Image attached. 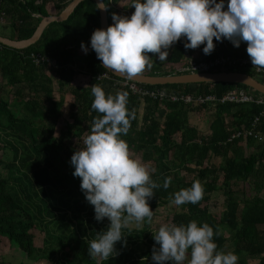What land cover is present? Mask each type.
I'll use <instances>...</instances> for the list:
<instances>
[{"label":"trees","instance_id":"16d2710c","mask_svg":"<svg viewBox=\"0 0 264 264\" xmlns=\"http://www.w3.org/2000/svg\"><path fill=\"white\" fill-rule=\"evenodd\" d=\"M73 1L0 0V16L8 22L10 31L7 34L0 31V36L28 40L45 18L60 16ZM102 1L111 25L112 14L117 13L115 6L120 0ZM227 2L225 0V6ZM51 5L58 14L50 12ZM134 10L132 7L128 13L125 8L123 15L130 16ZM97 28H101L99 8L94 1L87 0L67 21L52 23L37 44L23 50L0 44V141L13 154L11 162L0 160L6 171L5 176L0 175V242L7 239L32 261L154 264L151 255L156 242L153 235L150 236L154 216L151 224L145 218L142 229H122L126 246L123 241L117 242L115 247L119 255L99 261L98 257L93 259L88 254L89 241L95 239L98 232L106 231L110 222L107 218L101 222L94 218V208L80 189L81 181L69 175L73 168L70 160L76 150L84 147L83 141L90 134L94 120L102 115L91 108L92 85L101 86L107 93L109 89L105 87L109 85L116 92H128L127 108L135 112L129 132L121 134V138L139 159L156 169L151 179L160 187L153 190L154 197L149 201L153 213L157 207L170 204V197L174 198L176 192L190 188L199 180L204 188L203 198L197 204H183L182 210L174 213L172 223L187 225L192 220H196L198 226L207 223L214 230L213 241L218 251L235 253L238 264H248L247 258L264 264V105L257 103L259 99L264 100V96L246 86L226 83L139 84L150 91L192 95L195 100L213 96L216 100L191 104L142 99L127 86L116 85L126 80L108 72L97 59L90 46L91 34ZM81 42L88 46L83 58ZM184 43L182 38L169 49L170 63L176 65L194 57L195 50H186ZM214 44L227 57L250 60L247 44L243 41L238 48L227 39L219 42L214 38ZM203 47L198 49L203 50ZM34 53L53 59L52 71L59 78L60 90L72 88L82 72L91 79L88 87H75L70 91L73 101L67 105L69 118H65V129L58 136L55 126L62 117L65 97L56 100L55 80L49 75V65L34 64L30 59ZM216 56L213 51L204 58L209 61ZM156 61L154 58L152 67L141 74H181L165 71ZM210 72L242 73L264 84V74L259 75L253 67ZM105 74L111 79L99 81L98 78ZM10 87L17 89L15 105L4 99ZM241 90L252 92L256 102L251 105L220 102L227 93ZM12 106L20 110L15 112ZM212 108L210 134L204 135L191 121V115L204 116ZM163 110L165 113L160 119ZM51 118L56 120L55 124L49 123ZM258 119L255 133L263 140L243 134L233 137L238 132L253 129ZM217 160L219 165L215 164ZM169 177L171 183L165 189L163 184ZM248 187L255 192L251 198L247 195ZM218 191L226 197V210L220 219L210 209ZM34 231L45 234L44 247L34 244ZM225 232L231 236L227 237Z\"/></svg>","mask_w":264,"mask_h":264},{"label":"clouds","instance_id":"9594fccd","mask_svg":"<svg viewBox=\"0 0 264 264\" xmlns=\"http://www.w3.org/2000/svg\"><path fill=\"white\" fill-rule=\"evenodd\" d=\"M132 7L130 16L113 13V24L91 34V49L104 68L131 79L152 67V55L160 62L167 60L169 49L182 38L186 50L204 45L205 55L215 50V38L227 39L237 48L245 42L253 67L264 69V0H228L226 6L225 0H134ZM81 49L87 54L84 42ZM91 93V108L102 115L94 120L84 147L73 153L70 164L96 221L107 218L110 222L106 231L89 241L88 254L108 260L119 255L117 242L126 246L122 229L133 221L139 226L145 218L152 223L149 201L160 185L151 179L156 169L134 157L121 138L135 118V112L127 108L128 92L106 95L101 86L92 85ZM170 183L169 177L163 187L167 189ZM203 193L202 183L196 180L170 201L177 206L197 204ZM213 236L211 226H198L196 220L187 225L161 224L153 233L158 247L153 246L151 259L154 264H184L186 260L187 264H238L235 253L217 250Z\"/></svg>","mask_w":264,"mask_h":264},{"label":"rangeland","instance_id":"374dc122","mask_svg":"<svg viewBox=\"0 0 264 264\" xmlns=\"http://www.w3.org/2000/svg\"><path fill=\"white\" fill-rule=\"evenodd\" d=\"M134 0H120L119 4L117 6H115V10H116V14H123L125 12V8H127V12L129 13L131 8H132V4H133ZM71 5V4H70ZM50 12L53 14H58L59 11L55 8L54 5H51L50 7ZM0 31L3 33H10L9 31V27H8V22H3L0 21ZM203 51V50H201ZM199 50V52L197 53V55L193 58H186L185 61L183 62V64L179 65H175L170 63V61L165 60L163 62H160L158 57H156L155 55H152L153 58V62H154V58H156V62L159 63L160 65L164 68L165 71H169V72H176V73H181V66L186 67L192 59L196 60V61H200L201 59L204 58V53L201 52ZM216 53V52H215ZM81 57H85V53L84 51H81L80 53ZM188 62V63H186ZM253 67V66H251ZM254 68V67H253ZM78 69V68H77ZM76 69V70H77ZM206 73V72H205ZM49 75L53 77V79H55V81L58 79V76H56L55 71H52V69H50ZM1 82V81H0ZM91 79L90 77L87 75V73H83L76 79V81L73 83L72 88L75 87H87L88 85H90L91 83ZM119 86H124L123 84H119ZM109 85H106V89H109L108 93H106V95L111 94V95H115L117 92L115 89H111L109 88ZM72 88L69 87H65L63 90H60V87L57 85V82L54 83V89H55V98L56 100L60 99L61 97H65L66 100V105L63 109L62 112V117L60 119V121H58V123L56 124L55 128H56V136H58L59 132L65 129L66 124L64 123L65 118H69V110L67 105L69 103H71V101L73 100V98L71 97V93L70 91L72 90ZM17 89L16 88H8L7 93L4 95V99L7 100L10 104L15 105V93H16ZM9 92V93H8ZM192 96V95H191ZM193 97V96H192ZM199 99V98H198ZM198 104V103H195ZM202 104V103H200ZM14 107V106H12ZM16 109L20 110V108L14 107V110L16 112ZM141 113L143 114L144 111L141 110ZM165 113V111L163 110L161 112V115L159 116V118H162V115ZM213 113V108L210 109L209 111H207V113H205L204 116H202L199 113H193L191 115V121L193 122L194 125L198 126L204 135H209L210 134V130H209V125L211 122V115ZM16 115L18 117H20L19 113H16ZM71 122V120L69 121ZM49 123H56L55 119H50ZM180 140V138H179ZM5 144H3L2 141H0V160H3L5 162H11L13 159V154L12 152L7 149L5 146ZM251 152V151H250ZM131 153L133 154L134 157L139 158L134 152L131 151ZM216 165L220 164V161L217 160L215 161ZM74 167L72 168V170L69 172V175L73 176V172H74ZM6 171L3 168V165H0V175L5 176ZM76 181H80L79 177H74ZM193 178V177H192ZM192 178H190L192 180ZM247 195L249 196V198L253 197L255 195V192L252 191V188L248 187V192ZM183 208V205H175L173 203H170L168 205L165 206H160L157 207L154 211V218H153V224H152V233L150 234V236L153 235L154 232H156L158 230V227L161 224L164 223H172V218L174 213L181 211ZM210 209L212 211V213H214L219 219L221 218L222 213L226 210V197L224 195V193L222 191H218V193L215 194L212 202L210 203ZM144 222L141 225H137V223L135 221H133L132 223H130L129 227L130 229H142L144 227ZM34 233H36V238H34V244H36L37 247L42 248L44 247V237L45 234L40 232V231H34ZM225 235H227V237H230L231 234H227L226 232L224 233ZM229 244H231V241L229 242ZM248 264H259V260L255 259V260H250L251 258H247ZM98 260L100 261L101 258L98 257ZM0 264H53V262L49 261V260H38V261H32L30 260L27 255L21 251V249L16 246L15 244L9 242L7 239H2V241L0 242ZM184 264H187V260L184 262Z\"/></svg>","mask_w":264,"mask_h":264},{"label":"built area","instance_id":"2783aa9c","mask_svg":"<svg viewBox=\"0 0 264 264\" xmlns=\"http://www.w3.org/2000/svg\"><path fill=\"white\" fill-rule=\"evenodd\" d=\"M4 14V13H3ZM0 21L5 22V18L3 16H0ZM216 52V57L207 61L205 59H201L200 61L196 60H191L188 64H186V67L181 66V74H190V73H205V72H210L213 70H223V71H230V70H238V69H247L250 68L252 65L251 60H244V59H235V58H230L221 52L220 48L215 49ZM31 61L36 64L37 66L43 65V64H48L49 68H53V59L51 57H44L41 55V53H34V55L31 56ZM78 67H76L77 69ZM256 72L259 75L264 74V69L258 70L256 68ZM180 74V75H181ZM107 79H111L109 74H105L101 77L98 78L99 81H104ZM132 81H125L123 83L124 86H127L132 93L135 96L141 97L142 99L150 98L158 101H166V100H171L173 102H181L185 101L187 103H194L197 101V103H206L207 101L212 102L215 101V97L209 96L207 98H199L195 100L191 95H186V96H179L176 94H171L170 92L167 91H150L146 90L143 88L141 85L138 83L132 82ZM116 85H119L115 83ZM221 103H233V104H244V105H251L256 102V98L252 92H247L244 90L241 91H231L227 93L220 101ZM258 105H264V100L259 99L258 100ZM259 124V119L255 121L253 125V129L251 130H244L242 132H238L236 135L233 137H239L242 134L244 136H251L255 137L256 139L263 140V137H260L256 132V126Z\"/></svg>","mask_w":264,"mask_h":264},{"label":"water","instance_id":"95a60500","mask_svg":"<svg viewBox=\"0 0 264 264\" xmlns=\"http://www.w3.org/2000/svg\"><path fill=\"white\" fill-rule=\"evenodd\" d=\"M85 1L87 0H74L71 3V5L60 16L45 18L40 24L37 32L34 33L33 37H31L30 39L18 41L0 36V44L16 50H23L34 44H37L41 40L45 30L52 23L55 22L62 23L67 21L74 14L75 10ZM92 1H94L99 8L101 28L106 29L109 26L106 6L102 0H92ZM105 69L116 77L125 79L127 81H132L138 84L157 86V85H169V84L191 85V84H201V83H226L228 85L234 84V85L246 86L264 96V84L260 83L258 80L254 79L253 77L242 73L206 72V73H190V74L171 75V76H151L146 74H138L137 76L129 79L110 69L107 68Z\"/></svg>","mask_w":264,"mask_h":264},{"label":"crops","instance_id":"0c3cea01","mask_svg":"<svg viewBox=\"0 0 264 264\" xmlns=\"http://www.w3.org/2000/svg\"><path fill=\"white\" fill-rule=\"evenodd\" d=\"M119 15H123V14H119ZM217 48H218V47L215 46V49H217ZM199 50L201 51V49H198V48L195 49V55H194V57L197 55V53L199 52ZM201 52H203V51H201ZM214 52H215V50H214ZM204 55H205V54H204ZM203 59H205V58H203ZM205 60H206V59H205ZM186 63H188V62H186ZM181 64H183V62L180 63V64H176V65H179V66H180ZM56 76H57V75H56ZM54 80H55V79H54ZM58 80H59V78L55 81V83H56ZM88 86H89V85H88ZM88 86H87V87H88ZM71 97H72V96H71ZM72 98H73V97H72ZM72 101H73V100H72ZM72 101H71V102H72ZM65 102H66V100H65Z\"/></svg>","mask_w":264,"mask_h":264}]
</instances>
